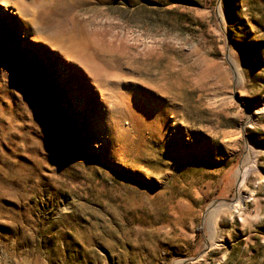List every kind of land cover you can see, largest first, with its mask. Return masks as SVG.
Segmentation results:
<instances>
[{
	"label": "rangeland",
	"instance_id": "374dc122",
	"mask_svg": "<svg viewBox=\"0 0 264 264\" xmlns=\"http://www.w3.org/2000/svg\"><path fill=\"white\" fill-rule=\"evenodd\" d=\"M177 262L264 264V0H0V264Z\"/></svg>",
	"mask_w": 264,
	"mask_h": 264
},
{
	"label": "bare ground",
	"instance_id": "6f19581e",
	"mask_svg": "<svg viewBox=\"0 0 264 264\" xmlns=\"http://www.w3.org/2000/svg\"><path fill=\"white\" fill-rule=\"evenodd\" d=\"M15 5H16L15 10L18 12L19 15H25V13H27V10H26L24 4H20V3L15 2ZM108 40H110V39H108ZM56 46H57L56 47L57 50L62 55L71 58L70 59V61H71V64H70V70H71L70 71V75L71 76L69 77L68 81L74 86L75 89H79L81 86L87 85L90 81L91 82H93V81L96 82L97 80H99L97 68L94 65V63L91 62L92 61L91 60V57L90 56L85 57L83 55L78 54V52L76 51V48H77V45L76 44H72V45H69V46H66V47H62L60 44L57 43ZM124 47L126 48L125 45H124ZM82 74H84V76H82ZM73 106H75V105L73 104ZM159 135H160V133L156 137V140L154 139V141L157 144H162L163 143L162 137H160ZM125 152L127 153V151H125ZM181 157H182V159H186L187 158L186 155H181ZM210 215H211V213H210ZM175 264H180V262H177Z\"/></svg>",
	"mask_w": 264,
	"mask_h": 264
}]
</instances>
